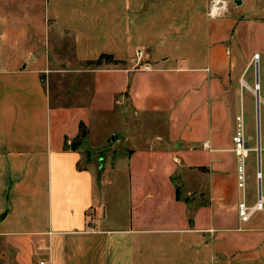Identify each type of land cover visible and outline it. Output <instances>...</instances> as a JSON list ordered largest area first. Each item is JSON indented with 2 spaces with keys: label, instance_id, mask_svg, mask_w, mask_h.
<instances>
[{
  "label": "crops",
  "instance_id": "obj_1",
  "mask_svg": "<svg viewBox=\"0 0 264 264\" xmlns=\"http://www.w3.org/2000/svg\"><path fill=\"white\" fill-rule=\"evenodd\" d=\"M46 11L72 33L79 60L107 54L134 63V49H144L149 70L112 79L122 76L143 124L132 127L123 164L112 151L100 173L80 167V146L64 145L40 68L8 48L0 62V263L264 264V9L249 21L232 11L210 17L206 0H47ZM14 36L1 27L0 49ZM239 115L243 191L232 151ZM119 175L127 207L114 200L110 224L118 227L99 230L110 209L104 179ZM242 198L262 202L246 223L237 216Z\"/></svg>",
  "mask_w": 264,
  "mask_h": 264
},
{
  "label": "rangeland",
  "instance_id": "obj_2",
  "mask_svg": "<svg viewBox=\"0 0 264 264\" xmlns=\"http://www.w3.org/2000/svg\"><path fill=\"white\" fill-rule=\"evenodd\" d=\"M206 1L209 12L213 7L217 9V17L232 11L241 14V18L247 17L249 21L254 18L252 14L254 9L256 11L260 7L264 9V0ZM46 4L47 0H0V28L18 35L13 39L4 38L2 44L4 47L0 49V62L5 63L2 59L7 57L10 52L8 48H10L13 55L25 59L26 65L40 68V79L48 95L52 111L58 113L61 128L67 134L64 138V145L70 147L79 140L78 138L81 141L80 131H85L86 136L78 145L80 147L77 146L81 155L80 167H87L93 173H100L97 168L103 162L104 167H108L112 151L116 153L114 162L122 163V158L126 157L123 152L127 138L131 140L133 137L132 127H137L139 123L143 124L132 112L127 97L124 96L122 76L120 79L118 77L116 85H113L112 79L117 73L122 75L123 70L125 74H128L127 70L139 69L146 65L144 49H134V53L143 52L142 61L137 65L135 62L115 60L107 54H104L106 56L100 60V56L94 60H79L75 54L72 33L63 31L57 22L50 18L46 11ZM261 12H258V16ZM251 49L253 50V47ZM257 56L255 51H251L253 64L256 63ZM3 64L0 63V66ZM253 68L255 73V67ZM112 70L116 71L112 72ZM108 72L111 73L107 74ZM98 80L105 81V85H97ZM109 83L114 98L113 94L106 89ZM255 89L256 86L253 83L252 90L256 92ZM73 131H76L75 136H72ZM145 131L147 137L153 136L156 131L155 124L153 127L146 128ZM122 179L120 175L119 179L112 178V182H110V176L104 179L103 189L107 192V198L110 199V209H105V223L96 227L99 230H113L118 227V224L115 226L110 224L113 222L110 221V217L114 215L111 209L116 205L114 200H120L121 209L127 207L124 204L127 193ZM181 179L182 174L177 178L180 189L185 184H182ZM99 183L97 181L95 184L97 190L100 189L101 192ZM116 186L119 190L113 198L115 194L113 189ZM118 210H115V214L118 212L121 215ZM112 235L114 236L110 234ZM8 262V264H13L11 261ZM0 264L7 263L2 261Z\"/></svg>",
  "mask_w": 264,
  "mask_h": 264
},
{
  "label": "built area",
  "instance_id": "obj_3",
  "mask_svg": "<svg viewBox=\"0 0 264 264\" xmlns=\"http://www.w3.org/2000/svg\"><path fill=\"white\" fill-rule=\"evenodd\" d=\"M214 9L212 8L209 12V16H214ZM216 16V15H215ZM143 52L136 51L134 53V59L136 65L142 61ZM142 69L149 70V65H144L141 67ZM245 132H244V121L243 116L239 115L235 118V132L232 137L233 148L232 151L238 159L237 164V185L240 190H244L245 188V158L247 153L246 143H245ZM262 209V202L259 199L254 205H247L246 202L242 200L237 204V216L240 222L246 223L250 220V218L257 212ZM39 264H51L49 261H41Z\"/></svg>",
  "mask_w": 264,
  "mask_h": 264
},
{
  "label": "trees",
  "instance_id": "obj_4",
  "mask_svg": "<svg viewBox=\"0 0 264 264\" xmlns=\"http://www.w3.org/2000/svg\"><path fill=\"white\" fill-rule=\"evenodd\" d=\"M105 56H106V55H104V54L100 55L99 60H100L101 58L105 57ZM80 134H81L82 139H81V141H79L80 138H78L79 140H78V141H75V142L70 146V148H71L72 150L76 149L77 146L80 145V143L82 142V140H83L84 137L86 136V132H85V131H80Z\"/></svg>",
  "mask_w": 264,
  "mask_h": 264
},
{
  "label": "bare ground",
  "instance_id": "obj_5",
  "mask_svg": "<svg viewBox=\"0 0 264 264\" xmlns=\"http://www.w3.org/2000/svg\"><path fill=\"white\" fill-rule=\"evenodd\" d=\"M216 10H217V9H214L215 13H217ZM214 15H216V14H214Z\"/></svg>",
  "mask_w": 264,
  "mask_h": 264
}]
</instances>
